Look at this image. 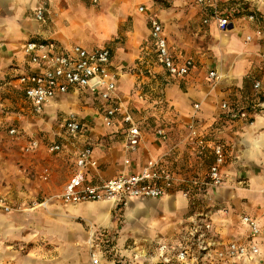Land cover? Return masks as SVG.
Listing matches in <instances>:
<instances>
[{
    "label": "crops",
    "instance_id": "crops-1",
    "mask_svg": "<svg viewBox=\"0 0 264 264\" xmlns=\"http://www.w3.org/2000/svg\"><path fill=\"white\" fill-rule=\"evenodd\" d=\"M92 1L50 0L43 19L37 20L39 0H0V194L11 204L14 193L24 199L29 194L24 190L30 188L43 198L54 197L76 178L101 183L122 172H139L151 158H162L163 168L181 181L164 197L132 198L126 205L56 200L49 207L58 214L54 219L58 229L53 228L52 235L56 257L45 264H93L89 249L93 238L101 244L98 264H210L212 258L163 263L153 256L160 242L173 247L185 243L200 214L212 224L206 242L255 243L259 255L249 264H264V0H238L245 8L239 10L234 3L231 12L241 14L222 31L210 10L225 11L231 0H210L213 7L197 0ZM140 6L145 10L139 11ZM247 11L256 19L250 20ZM153 19L162 24L170 51L178 59L193 61L187 75L171 76L158 62L150 37ZM247 36L251 40L246 41ZM29 40L48 41L64 51L74 45L110 50L121 106L111 127L102 120L105 103L84 90L57 94L41 112L33 110L19 80L32 69L23 50ZM210 70L221 75L214 87L207 81ZM257 81L260 86L255 88ZM225 101L245 110L247 119L222 111ZM125 112L140 129L135 151L124 148ZM71 113L81 122L76 134L64 126ZM193 118L210 138L223 143L227 157L221 167L222 186L185 197L183 181L196 173L193 170L205 168V175L214 159L209 152L196 154L188 136ZM159 127L165 130V139L156 133ZM31 140L39 147L25 152ZM52 143L61 146L59 152L48 150ZM86 147H91L96 165L79 171L75 160ZM116 208L124 209L125 218L118 231ZM37 214L46 216L42 210ZM243 215L257 221L260 233L255 238L248 237ZM12 218L11 212L0 213V264H43L42 259L31 258L39 256V250L32 247V253L28 244L11 240ZM190 245L196 249L195 242ZM235 263L240 261L219 264Z\"/></svg>",
    "mask_w": 264,
    "mask_h": 264
},
{
    "label": "built area",
    "instance_id": "built-area-1",
    "mask_svg": "<svg viewBox=\"0 0 264 264\" xmlns=\"http://www.w3.org/2000/svg\"><path fill=\"white\" fill-rule=\"evenodd\" d=\"M50 0H39L34 10V17L42 20ZM204 6L211 3L210 0H197ZM144 6L139 7V11H144ZM210 18L216 24L218 30L222 31L233 24V16L224 15L226 10H219L213 7L210 10ZM250 20H255L254 13L249 14ZM209 19L205 18L204 23ZM260 34V30H257ZM150 37L153 41L158 62L166 72L175 77L187 75L193 67V61L189 58L178 59L170 51L166 37L163 32L162 24L153 19L151 20ZM251 40V36L246 37V41ZM24 52L29 56L32 65L31 71L20 76L19 80L23 85L25 97L31 102L35 112H41L46 103L57 94L67 93L70 89L84 90L96 96L105 103L102 113L103 123L107 127L114 124V120L121 110L117 102L116 93V73L111 68V52L107 47H95L85 49L79 45H74L69 51L57 50L51 42L29 40L23 46ZM221 75L215 70H210L207 74V81L215 86ZM260 83H254L258 88ZM195 109L199 104L194 105ZM222 111L231 116H238L247 119L245 110H238L235 105L229 102H222L220 105ZM123 122L126 124L124 136V148L127 151H135L139 144L140 129L132 118V115L125 112ZM250 122V120H249ZM251 123V122H250ZM64 126L69 134H76L81 129V122L75 114L71 113L66 116ZM188 136L193 143L196 154L210 153L213 156V162L209 166L202 183L207 188H215L223 185L221 167L224 164L227 151L219 139L210 138V134L202 131L193 118L188 126ZM10 133L15 130L11 129ZM156 133L162 138H166V132L163 128L156 129ZM39 147L37 140H31L24 148L25 152H30ZM61 146L57 143L49 144L50 152H59ZM126 162H128L126 160ZM76 167L79 171L86 166H95L96 161L92 158L91 147L81 150L75 160ZM46 175L43 178H46ZM181 179L173 172L166 170L162 166V158L148 159L139 172L128 173L122 172L101 183L85 182L80 178L72 180L62 193L57 195L58 199L66 204L78 203L81 201H110L126 205L132 198L152 199L161 198L168 194L170 190L179 184ZM183 196L189 197L187 190L183 191ZM0 210L11 212L13 206L9 200L0 194ZM200 217L192 225L185 243L178 246H172L166 242H160L156 246L154 257L162 260L163 263L185 262L188 258L195 259L212 258L210 264L228 263L229 261L241 260L244 262H254L259 255V248L255 243H245L230 241L220 244H209V231L211 222L205 216ZM242 221L248 226V237L255 238L260 233V227L257 221L243 215ZM191 242V243H190ZM196 244L193 250L192 245ZM190 243V244H189ZM98 241L93 238L90 242V255L93 264L99 263L100 250ZM261 264V263H259Z\"/></svg>",
    "mask_w": 264,
    "mask_h": 264
},
{
    "label": "rangeland",
    "instance_id": "rangeland-1",
    "mask_svg": "<svg viewBox=\"0 0 264 264\" xmlns=\"http://www.w3.org/2000/svg\"><path fill=\"white\" fill-rule=\"evenodd\" d=\"M156 1H159L160 3L162 2L166 3L163 0H156ZM233 1L238 6L239 10L245 8V5H243L241 1L238 0H233ZM92 2L96 4L97 0H93ZM234 3L232 4V6H235ZM126 27L128 26L125 25L124 28ZM132 70H134V68H132L130 71ZM156 74L159 76V78L160 76H162L159 73H155V75ZM212 87L214 86L212 85ZM143 91H146L145 88L143 89ZM193 171L196 173H190L189 180L183 181V183L185 184V189L189 192V197H193V194L195 192L201 193L207 188V186L202 183L205 177L203 173V171L204 172L206 171L205 168L204 170H202V172L201 170L199 172L198 170L197 171L193 170ZM37 191L38 190L33 191L32 188H30L29 190H24V192L29 194L24 193L26 194L24 196V199L21 198V196H19L21 198L20 200H18L19 197H16V194L14 193L15 201L11 204L13 206V210L11 211V214L13 215L11 222L13 225V229L11 231L12 233L11 240L17 243H24L26 245L28 244V247H30L28 251L32 253L33 250L31 248L35 247L36 250H39L40 254L39 256H35V257L34 255H31V258L38 257L39 259H42V263L45 264L48 262H53L51 258L56 257L54 254V250L52 248L54 246L52 235L55 236L53 228L58 229L56 226L58 223H55L54 221L55 218H58V214L56 212H50L49 207L52 203H55V201L58 200V197L57 195H55L54 197L50 196L47 198H43V196L39 195ZM18 195H20V192H18ZM39 210L44 211L46 216L38 215L37 213ZM123 211H124L123 208H116L115 211L113 212L117 231L120 230L121 226L124 225L123 223L125 218L123 215ZM0 213H4V212L0 210ZM44 226L46 227L50 226V227L44 228ZM39 230H41L42 233ZM38 246H41L40 249L38 248ZM79 255H81V253H79ZM239 261L240 263L238 264H249L241 260Z\"/></svg>",
    "mask_w": 264,
    "mask_h": 264
},
{
    "label": "trees",
    "instance_id": "trees-1",
    "mask_svg": "<svg viewBox=\"0 0 264 264\" xmlns=\"http://www.w3.org/2000/svg\"><path fill=\"white\" fill-rule=\"evenodd\" d=\"M233 3H234V1L231 0V1H229V4H228L226 7L224 6V8H226V12H225L224 15L238 16V15L241 14V12H236V13L231 12V7H232V4H233ZM225 5H226V4H225ZM246 13L249 15V14H252L253 12H251V11H247Z\"/></svg>",
    "mask_w": 264,
    "mask_h": 264
},
{
    "label": "bare ground",
    "instance_id": "bare-ground-1",
    "mask_svg": "<svg viewBox=\"0 0 264 264\" xmlns=\"http://www.w3.org/2000/svg\"><path fill=\"white\" fill-rule=\"evenodd\" d=\"M134 204V203H133ZM134 210V209H133ZM133 212V211H132ZM134 216V215H133ZM130 217V216H129Z\"/></svg>",
    "mask_w": 264,
    "mask_h": 264
}]
</instances>
